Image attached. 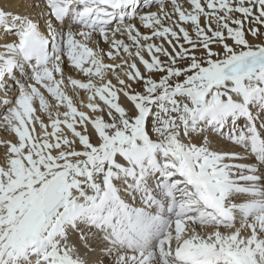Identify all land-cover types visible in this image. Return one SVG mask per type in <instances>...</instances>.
Returning a JSON list of instances; mask_svg holds the SVG:
<instances>
[{
    "label": "snow or ice",
    "instance_id": "snow-or-ice-1",
    "mask_svg": "<svg viewBox=\"0 0 264 264\" xmlns=\"http://www.w3.org/2000/svg\"><path fill=\"white\" fill-rule=\"evenodd\" d=\"M0 129V264H264V0H0Z\"/></svg>",
    "mask_w": 264,
    "mask_h": 264
},
{
    "label": "bare ground",
    "instance_id": "bare-ground-1",
    "mask_svg": "<svg viewBox=\"0 0 264 264\" xmlns=\"http://www.w3.org/2000/svg\"><path fill=\"white\" fill-rule=\"evenodd\" d=\"M74 99L77 100V103H78V106L80 107V110L86 111V112H90V110L86 106H84L87 103V98H86L85 94L81 93V96L79 98H75L74 97ZM81 101H82V103H81ZM9 136H10V139H11L12 136L10 134H9ZM0 155H2V150L1 149H0ZM73 239H75V237H73ZM84 253L92 256L94 259H97V256L95 254L86 252L85 250H84Z\"/></svg>",
    "mask_w": 264,
    "mask_h": 264
}]
</instances>
